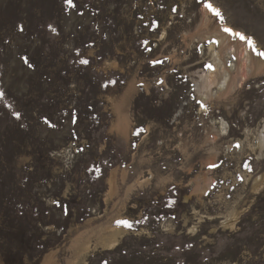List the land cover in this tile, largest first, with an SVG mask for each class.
Listing matches in <instances>:
<instances>
[{
	"label": "rangeland",
	"instance_id": "374dc122",
	"mask_svg": "<svg viewBox=\"0 0 264 264\" xmlns=\"http://www.w3.org/2000/svg\"><path fill=\"white\" fill-rule=\"evenodd\" d=\"M220 25L264 60V0H0V264H264V70L204 101Z\"/></svg>",
	"mask_w": 264,
	"mask_h": 264
},
{
	"label": "bare ground",
	"instance_id": "6f19581e",
	"mask_svg": "<svg viewBox=\"0 0 264 264\" xmlns=\"http://www.w3.org/2000/svg\"><path fill=\"white\" fill-rule=\"evenodd\" d=\"M218 27L219 28L215 30V33H214L215 35L213 34V36L216 37L215 41L219 45L220 51L215 52V50H213L212 70H219L220 71V69L223 68L225 70V74L223 75V77L221 79H219L217 77H215V78H212L210 76L208 77V81H207L208 93L204 97V101H206L208 98L209 99L210 98L211 99H218V98H221L223 96L229 95L233 89H236L238 85L242 84L245 81L246 77H248L249 75H252V74L254 75L255 73H260L264 70V60H262L260 57H258L257 48H254L252 43L245 40L240 45L238 44V46H237L238 48H237V47H235L236 42H234V40H235L234 36L236 34L234 35L232 32L225 31V29H229L227 26L220 25ZM236 48L238 49V53L235 54V56H238V60L240 62L238 66L235 64H230V62L228 61V59H230L232 53H235L237 51V50L235 51ZM226 64H229V65L226 66ZM234 68H236V72H237V75H235V76H233V74H234L233 69ZM222 72H224V71H222ZM212 86H213V90L210 91L209 88L211 89ZM124 117H126V116H124ZM121 120L122 119L120 118L119 124H120L121 128H125V124H124L123 120H122V122H121ZM127 122H130V120ZM126 127L128 128V126H126ZM125 131H126L125 129L124 130L122 129V132H125ZM252 133H253V136L255 139V145L254 146H256V148L261 153H263L264 152V117L261 118L258 125L252 130ZM127 134H128V131H127ZM237 144H238L237 146L239 147V149H241V150L244 149V142L243 141L239 140L237 142ZM253 148H255V147H253ZM109 180H111V179H109ZM115 182H116V180H115ZM116 186H117V184H114V189H116ZM100 232H101V230H100ZM121 233H122V230H120V229H114L113 231H111V233H108V234L105 233V235L102 233L103 236L100 238V240H98V242L96 241L97 240L96 239L95 240L96 243L91 244V241L89 239L85 242L80 243L81 248L83 249V251L90 250V248H93V249L95 248V250H96V248L98 246H100V247L102 246L104 248H112L119 241ZM81 239H83V238L81 237ZM78 249H79V247H78ZM45 257H46L45 263H50L51 260L54 258L52 253L48 254L47 256L45 255ZM73 260L75 261V259H73Z\"/></svg>",
	"mask_w": 264,
	"mask_h": 264
},
{
	"label": "snow or ice",
	"instance_id": "6c2138e0",
	"mask_svg": "<svg viewBox=\"0 0 264 264\" xmlns=\"http://www.w3.org/2000/svg\"><path fill=\"white\" fill-rule=\"evenodd\" d=\"M68 2L71 3V0H68ZM208 7L211 8V5H208ZM213 11H215L217 15H220V13H219L218 10L213 9ZM225 31L231 32L232 29H225ZM241 38L249 39V42L252 43V41L250 40V38L243 37L242 35H241ZM253 46H254V45H253ZM259 54H260V55H264V52H261V53H259ZM84 62L86 63V61H84ZM119 223H127V222L121 221V222H119Z\"/></svg>",
	"mask_w": 264,
	"mask_h": 264
}]
</instances>
